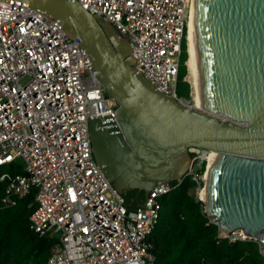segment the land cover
I'll return each instance as SVG.
<instances>
[{"label": "built area", "instance_id": "built-area-1", "mask_svg": "<svg viewBox=\"0 0 264 264\" xmlns=\"http://www.w3.org/2000/svg\"><path fill=\"white\" fill-rule=\"evenodd\" d=\"M76 1L127 37L135 70L196 109L191 85L189 98L177 94L193 0ZM81 45L43 11L0 0V167L21 162L24 168V174L0 177L9 178L1 203L11 207L35 193L31 229L58 239L45 264H156L148 239L161 198L191 178L197 183L192 194L208 215L202 196L217 153L189 147L184 178L153 188L143 205L130 209L93 156L89 119L115 115L117 104ZM217 239L251 238L243 230L219 227Z\"/></svg>", "mask_w": 264, "mask_h": 264}, {"label": "water", "instance_id": "water-1", "mask_svg": "<svg viewBox=\"0 0 264 264\" xmlns=\"http://www.w3.org/2000/svg\"><path fill=\"white\" fill-rule=\"evenodd\" d=\"M2 1L43 11L82 40L117 104L115 115L90 118L89 128L94 159L119 193L138 190L145 201L153 188L184 178L189 147L215 151L204 185L208 215L224 232L243 230L264 255V0H193L195 106L202 109L159 91L133 68L127 37L78 1Z\"/></svg>", "mask_w": 264, "mask_h": 264}, {"label": "trees", "instance_id": "trees-1", "mask_svg": "<svg viewBox=\"0 0 264 264\" xmlns=\"http://www.w3.org/2000/svg\"><path fill=\"white\" fill-rule=\"evenodd\" d=\"M187 40L180 56L178 95L189 98ZM188 93V94H187ZM24 174L23 164L16 162L0 167V177ZM9 185V178L0 180V264H45L58 239L53 234L40 236L30 226L35 209V193L16 199L5 207L1 203ZM197 183L186 178L161 198L162 208L157 225L149 237L156 264H263L261 244L255 240L229 243L218 240L219 226L211 223L192 192ZM126 205L136 208L144 202L145 194L129 190L123 194ZM134 202V203H133ZM33 205L30 207V205Z\"/></svg>", "mask_w": 264, "mask_h": 264}, {"label": "bare ground", "instance_id": "bare-ground-1", "mask_svg": "<svg viewBox=\"0 0 264 264\" xmlns=\"http://www.w3.org/2000/svg\"><path fill=\"white\" fill-rule=\"evenodd\" d=\"M191 23V22H190ZM187 43H188V60H187V67H188V81L190 82L191 88H192V95H193V102L195 105V99H196V78H195V72H194V66H193V61H192V52H191V36H190V25H189V30H188V34H187ZM196 109H202L201 107L198 106H194ZM216 158V154H214V156H212L211 158V164H210V168L214 162ZM203 199L204 201L206 200V194H205V190L203 191Z\"/></svg>", "mask_w": 264, "mask_h": 264}, {"label": "rangeland", "instance_id": "rangeland-1", "mask_svg": "<svg viewBox=\"0 0 264 264\" xmlns=\"http://www.w3.org/2000/svg\"><path fill=\"white\" fill-rule=\"evenodd\" d=\"M187 76H188V74H187ZM187 76L185 77V80H186V81H188V77H187ZM188 83L190 84L189 81H188ZM186 92H187V91H186ZM186 92H184V95H186ZM177 94H178V93H177ZM187 94H188V93H187ZM184 95H183V96H184ZM179 96H180V97H183L182 94H180Z\"/></svg>", "mask_w": 264, "mask_h": 264}]
</instances>
